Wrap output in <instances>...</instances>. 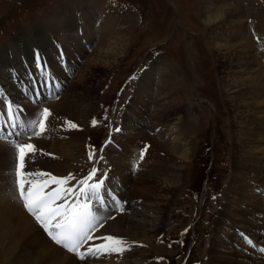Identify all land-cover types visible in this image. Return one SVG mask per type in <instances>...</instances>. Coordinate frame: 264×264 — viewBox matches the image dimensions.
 <instances>
[{
  "label": "rangeland",
  "instance_id": "1",
  "mask_svg": "<svg viewBox=\"0 0 264 264\" xmlns=\"http://www.w3.org/2000/svg\"><path fill=\"white\" fill-rule=\"evenodd\" d=\"M203 1L0 0V59L2 60H0V70L3 68L0 74L5 79L0 77V88L3 90L4 98L9 97L8 100L13 105L19 104L24 109L31 106L38 109L47 107L50 110L48 126L43 132L17 140L18 143L31 142L37 147L36 152L30 153L25 158L23 167L25 172L37 173V175L25 179L43 181L52 178L39 175L44 171L49 172L47 166L43 164L41 151L43 147L37 143V140L41 142L46 134L55 133L57 141L45 142V138L43 140L47 144L44 149L52 156L58 157L67 154L65 152L68 151L84 150L85 165L80 166L82 168L79 169L69 170V174L75 173L73 174L75 176L72 175L73 177H69L70 180L67 179L66 186H73L78 182V176L88 175L91 168L95 167L97 172L93 180L106 174L108 193L117 194L119 191L120 194H125L123 202H127L131 210L134 208L145 211L148 216H152V211H148L144 205H156L158 201L140 199L138 203L134 200L131 203L127 197L130 191H133V187L129 185L119 190L121 184L118 173L110 171V165L104 155H100V151L113 129L123 130L125 124L131 129L153 127L149 114L152 112L158 115L160 111L167 109L169 101L167 97L170 95L167 85L176 86L179 93L178 102L183 109L182 119L179 121H183L184 118L186 123H190L187 127L190 126L192 131L189 135L192 159L187 162L180 189L170 198L164 209V222L160 223L163 227L160 235L147 241L140 249L128 248L123 251L124 254L137 251L140 256L142 255L139 252L145 253L144 259L140 256L132 257L133 264L151 259L156 260L157 264H258L244 260L241 256L254 259V255L261 253L259 249L264 247V229H260L262 228L260 221L264 223V211L253 209L249 212L248 207L243 206L242 209L247 213L241 215L238 214V207L235 205L240 195H251L252 192L245 190L247 186L254 185L253 193L264 196L261 183L253 178L264 176L263 160H257L264 155L263 151L260 152V145L264 143V104L250 99V94L254 91L251 87L252 79L256 80L259 76L264 78V56L261 51L250 50V54L248 53L249 37L246 38L241 32L245 29L247 33V26L264 28V0H230L232 4L230 8L234 6L238 10L243 8L253 11L248 15L249 17L247 16V25L245 19L239 22L240 24L232 23L229 17L231 9L228 8L223 9V20L219 19L217 24L213 21L212 24L205 23L204 9L201 8ZM89 5L94 7L96 13L92 23L96 22L98 26L108 23L107 27L112 34L108 38L113 34L122 36L126 48L113 67L99 72V76L93 79L94 87L89 86L85 90L71 92L69 82L77 77L87 56L84 54L77 57L75 70L68 69L67 63L69 61L72 63L73 57L70 58L67 50L57 43L58 34L63 37L65 33L57 28L49 30L48 27H51L53 21L61 20H58L59 15L65 11L64 9H70V15L61 13L65 17L73 16L80 19L79 9H85ZM233 20L237 19L234 17ZM235 34L238 35L237 38L231 40ZM212 36L217 39L213 44ZM108 38L102 41H107ZM42 39L48 40L49 45L51 44L55 49L37 45L35 40L42 43ZM216 43L217 45L219 43V47ZM32 47L38 50L42 65L46 66L37 69L32 58H29L33 56ZM97 47L98 44H89L86 53L90 56ZM61 52H63V60L60 59ZM27 55L28 57L25 58ZM47 57L51 59L50 62ZM28 67L31 68L29 72ZM34 67L36 70L33 69ZM5 72L7 75L13 74L12 79L4 77ZM16 74L19 75L20 82L14 78ZM42 74L50 75L52 78V83L47 88L41 87ZM147 77L151 85L146 105L147 113L141 121L142 118L139 119V115H132L131 111L137 114L133 100L136 99L138 90L143 88ZM33 80L36 81V90L41 94V101L33 102ZM262 84L264 90V82ZM83 91L89 92L91 97H83ZM74 101L82 103L83 107L90 105V112L85 114L87 116L72 120L69 115L72 113L70 108L74 106ZM67 104L69 105L66 106ZM55 105L58 112L55 111ZM79 113L81 115V112ZM19 115L21 119L22 114ZM23 117L24 121H22L27 122L28 117ZM238 117L240 123L234 122L239 119ZM94 119L95 124L92 123ZM67 121L72 123L76 121L87 128L84 141L81 143L83 147L78 149L75 145H68L69 148L67 144L65 146L68 133L73 129L66 123ZM179 121L176 123L178 124ZM31 128L34 130V126ZM157 129L154 134L167 131L165 126H158ZM10 131L15 130H10V126L4 127V130L0 127V133L4 136ZM175 131L178 132L174 129L173 134L176 133ZM237 137H244L248 149H235L234 143ZM6 144L12 146L11 143ZM90 152L92 159H89ZM241 157L256 158L258 164L256 161L249 163L255 164L258 173L249 171L248 174L236 175L235 162ZM38 164H41V167ZM42 167L43 171L40 170ZM161 171L166 172L162 168ZM55 172L56 178H59L57 172L62 175L61 178H67L62 172ZM121 172L122 175L128 174L127 171ZM10 173L14 177L13 168ZM109 173L112 174L109 176ZM129 173L132 176L130 171ZM51 182L56 183L53 180ZM238 186L241 188L232 193V189ZM1 188L2 186H0V196H9L8 190ZM14 196L17 198L16 195ZM226 199H228L227 203ZM131 210L122 214L129 216ZM221 210L227 218L219 215L218 212ZM248 213L252 216L247 215ZM232 223L234 226H231ZM235 228L239 229L235 230ZM259 233L262 237L255 238L256 246L246 243V239L251 240L253 234ZM214 240L218 242L216 245ZM150 244L151 246L155 244L156 247L164 245L166 250L162 253H154L151 257ZM210 249L218 256L216 259L214 256L210 258ZM261 254L264 256V253ZM259 264H264V260Z\"/></svg>",
  "mask_w": 264,
  "mask_h": 264
},
{
  "label": "bare ground",
  "instance_id": "2",
  "mask_svg": "<svg viewBox=\"0 0 264 264\" xmlns=\"http://www.w3.org/2000/svg\"><path fill=\"white\" fill-rule=\"evenodd\" d=\"M201 5H202L201 8L204 9L203 14H205L204 22L211 24L212 21L217 24L219 19L223 18L222 11L224 8L231 9L229 11V17L230 19H232V23H239L242 22L243 19H245L246 25H247V18L249 17L248 15H251V12H253L251 11V9L246 10L242 8L238 10L234 6L230 8V6H232L230 0H204ZM64 10L65 11L61 13L70 15L69 8H66ZM79 10L81 11L80 19L74 18L73 16L65 17L63 14L60 13L59 15L60 17L58 20L60 19L61 20L53 21L51 23L52 25L50 24L51 27H48L49 30L50 28L51 30L57 28L65 33L63 37L58 34L59 42L57 43L64 50L65 49L67 50V52L70 55V58L73 57L72 63L70 61L67 63L68 69H70L71 71L74 69V67L77 64L76 63L77 57L82 56L84 54H86L87 56V60L85 61V64L82 67H80L81 71L79 72L77 77L74 79V81L69 82L71 92L77 90H85L89 88V86L94 87V84L92 82L93 79L97 78L99 72L108 70V68L113 67L117 62L118 58L120 57V55L123 54L126 48V42L122 36H117L113 34V36L108 38L110 35H112L110 32V28L107 27L108 23H103L100 24L99 26L96 25V22L92 23L94 16L96 14L94 7H91V5H89L87 6V8L85 9L82 8ZM234 17L237 20L234 21L233 20ZM241 32L243 33L244 36H246V38L249 37L248 38L249 40H247L250 46V47L248 46L247 49L248 53L250 54L251 52L250 50L255 52L261 51V53L264 56V28L263 27L256 28L251 26L249 28V26H247V30H246L247 33H245V29L242 30ZM237 36H238L237 34L233 35L231 37V40H234L235 38H237ZM103 37L105 39L108 38L107 41H102L104 39ZM211 39H212L211 41H213L212 44L215 42L214 40H217L214 36H212ZM35 42L37 43V45L43 46L44 48L49 47L55 49L54 46L52 47L51 44L49 45L48 40H43L42 43L38 42L37 40H35ZM92 43L98 44V47L89 56L88 53H86L87 52L86 48L89 46V44ZM217 47H219V43ZM31 49L33 56L29 58H32L31 60L32 62H34V53H33L34 48L32 47ZM46 54L49 55L48 52H46ZM26 57H28V55L25 56V58ZM47 58L46 59L50 62L51 59L49 57ZM55 64L57 65L58 63L55 62ZM30 69L31 68L28 67L27 71L29 72ZM33 69L36 70L35 67ZM2 70L3 68H1L0 73L2 72ZM23 72L24 71H22V73ZM2 76L3 75L0 74L1 78H3ZM4 77H8V79L10 78L12 79L13 74L7 75L6 73ZM14 78L17 79V82L21 81L18 80L19 75L17 74L14 75ZM252 80L253 81L251 83V87L253 88L254 91L252 92V94H250L251 96L250 99L255 101L258 100L260 101L259 103H262L263 105L264 90L262 89L263 87L262 83L264 82V78L263 76H259V78H256V80L255 78ZM150 85H151L150 79L147 77L144 82L143 88L141 87L138 90V95L136 96V99L133 100L135 109L137 110L136 111L137 114L134 113V111H131L133 112L131 114L134 116L139 115L140 116L139 119L142 118L141 121H143V117L146 116L147 113L146 105L149 96L148 92H150L149 90ZM167 87H168V91H170V95L169 97H167L169 99L167 103L168 104L167 109L160 111L158 115L153 114L152 112L151 114H149L151 116L150 117L151 121L154 124L153 127H145L143 129H136V128L131 129L130 126L128 127V125L125 124V126H123L124 129L122 127L123 130L119 129L118 131H116V129L115 130L113 129L105 142L104 148L100 151V155L103 154L105 160L108 161L111 169L110 171L111 172L113 171L115 174L118 173V177L121 184L119 190H121V188H126L129 185L133 187V191H130L129 197H127V199H129L131 203H133V200L134 202L138 203L140 199L158 201V204L156 205H152V206L144 205V207H146L148 211H152L153 213L152 216H148L145 211H140L134 209L133 207H132L133 210H131V207L127 205V202L126 203L123 202L125 200L124 199L125 194H120V192L118 191L117 194L109 193V197H108V194H106L107 189L105 190L106 191L105 193L102 191L104 194H106V197L104 196L103 198H104V204L107 208H103L100 206L101 203L95 202V204L97 203V205L100 206L101 210H99L97 213L99 220L95 231L92 233V236L95 239L89 241L88 243L98 245L104 243V241L101 239L104 236L118 237L122 241H124L123 250L120 252L100 251L98 253H94L92 255L86 256L84 260H80L74 254L65 251L64 249L56 245L54 242H52L43 232V230L39 227V225L35 222V219L24 209L23 203L19 199V195L16 192V190L14 194V186H15L14 177L12 173H10V171L14 166V151L10 144H6V143H10L12 140L4 141L6 143H0V186H2L1 189L8 190L7 192L9 195L6 197L0 196V264H133L131 263V259L132 257L140 256L138 252L136 251L137 252L136 253L134 251L124 254L123 251H125L128 248L140 249V247H143V244L145 245L147 241H150L153 237H157L158 234L160 235L163 228L160 225V223L164 222V214H163L164 209L168 205L170 198H172L180 189L185 169H187V165H188L187 162H189L192 159V154H190L192 148L189 147L191 144L189 135L192 134V131L190 130L191 129L190 126L187 127V125L188 124L190 125V123H186L184 118L183 121H179L182 119L181 114L183 111L181 104L178 102L179 93L174 84L170 86L167 85ZM89 95H90L89 92L84 93L83 91V97L84 96L91 97ZM8 98L9 97L4 98V95H0V111L4 112L5 115H6L7 107L3 103V101L7 100L9 103H11L8 100ZM88 100L90 101V99ZM81 104L82 103H76V101H74V106L72 105V107L70 108L72 112L71 114H74V115L71 114L69 115L70 117H72V120L77 119L79 117L83 118L87 116L85 114L90 112V105L83 107ZM68 105L69 104H67L66 106ZM22 108L24 109V107ZM54 108L55 111L58 112L56 105L54 106ZM40 109L31 106L27 108L25 107L24 112L22 113L21 116V120L24 121L23 116L28 117V120L36 119V118L38 119L37 113L38 110ZM139 111L141 114H139ZM79 112H81V115ZM60 121L62 122V120ZM76 121H74V123L77 125V127L71 129L72 132L70 131V133H68L69 140L66 137L68 141L66 140L65 146L66 144L67 147L68 145H75V147L79 149L80 147H83L81 143L84 141L83 139L87 128L85 126H82L81 123H78ZM176 121H179L178 124L176 123ZM234 122L240 123V118ZM46 126H48V119L46 121ZM158 126L167 127V131L161 134L160 132L154 134L157 132ZM29 127L31 128V126ZM173 128L177 129L178 132L175 131L176 133L174 132L175 134H173L172 132V130H174ZM48 136L51 137L49 138ZM44 138H45V142L47 140L52 142V140L57 141L56 140L57 137L55 133L53 134L48 133L40 140L41 142H39V139L37 140V143L41 147H43V149L41 150L43 153V160H44L43 164L47 166L45 167L49 172L46 173L47 174L46 177H55L56 176L55 171H60L64 175H66V177L70 180L69 177L75 173L69 174V170L79 169L82 168L80 166L85 165L84 150L79 149L77 151L76 150L68 151L69 149H67L68 152H65L67 154L63 156L55 157L47 153L48 150L44 149V146L47 145L46 143L43 142ZM243 138L244 137L236 138V142L234 143L236 146V147L234 146L235 149H239V148L248 149V147H246ZM34 148L36 152L37 147ZM260 149H261L260 152L263 151L264 153V143L260 145ZM141 151H143L142 157H141ZM105 152L106 154H104ZM29 154L30 153L26 154L25 158ZM259 159L263 160L264 163V155L263 157L257 158L258 161ZM257 160L256 158L249 159L247 157L237 158V161L235 162V167H236L235 174L237 173L236 175L240 176L241 174L243 175L248 174L249 171L258 173V169L255 166V164L249 163V162L255 163V161L257 162ZM184 164L186 165V167ZM38 166L41 167V164H38ZM161 168L165 169L166 172H162ZM262 168H264V164ZM40 170L43 171V167ZM120 170L127 171L128 174L122 175V172ZM22 171L25 172L24 169H22ZM129 171L132 173V176L129 173ZM43 173H45V171ZM111 174L112 173H109V176ZM57 175L59 176V178H61L60 176H62L60 175L59 172H57ZM81 177L83 176H78L77 181L82 179ZM253 178L259 181L261 183L260 186L264 188V176L263 177L254 176ZM51 180L52 178L47 180L48 184L47 187L44 189L45 192L50 193L55 191L58 187H61V185H58L57 183H53L51 182ZM77 185L78 182L75 183L72 187L75 188L77 187ZM106 185H107L106 179H104L103 186ZM237 188L235 187L234 189H232V193L233 191L236 192V190H239L241 186H238ZM245 190L253 193V191H255V186L254 185L247 186V189L245 187ZM252 193L251 195H246V196L240 195V197L236 199L235 205L238 207V212H239L238 214L242 215L247 213L244 211V209H242L243 206L245 208L248 207L249 212L253 211V209L259 211L261 210V212L264 211V196L262 197V195L255 193L252 194ZM14 195H16L17 198ZM106 200H108L109 203H107ZM115 200L120 201L118 206L116 205ZM227 200L228 199H226V203ZM55 203H59V201H56ZM136 205L139 206V204ZM112 207L115 209V211L110 210V208ZM225 207L226 204L223 208L225 209ZM119 209L121 210L119 211ZM127 210L132 211L131 215L128 216L122 214L125 213ZM218 213L219 215H223L222 216L223 218H227L222 210L221 212ZM247 215H251V214L248 213ZM260 223L262 224L261 226L262 228L260 229H264V223H262L261 221ZM232 225L234 226L233 223L231 224V226ZM252 226L253 225L251 224V227ZM237 229L239 228H235V230ZM260 234L261 233L255 235L253 234L252 238L250 237V239L254 242V245L252 246H256L257 239L255 240V238H259L258 236L262 237ZM214 241L216 245L218 242L216 240ZM150 249H151L149 250L150 256L153 257L154 253L156 254L158 252L162 253L164 250H166V246L159 245L156 247L155 244H152ZM81 250L83 251V248ZM139 253H141L142 255L140 256V258L144 259V257L146 256L145 253L144 252H139ZM209 255L210 258L211 256H214L215 259L218 257L215 254V252L211 249ZM254 256H255L254 259L248 258L245 255L241 257H243L244 260H249L250 262L253 263L258 262V264L264 260V256L261 253H256ZM126 258L129 259L126 260ZM145 262L147 264H157L156 260L153 259H151V261L143 260V262H141L140 264H145ZM217 262H219L218 259Z\"/></svg>",
  "mask_w": 264,
  "mask_h": 264
},
{
  "label": "snow or ice",
  "instance_id": "3",
  "mask_svg": "<svg viewBox=\"0 0 264 264\" xmlns=\"http://www.w3.org/2000/svg\"><path fill=\"white\" fill-rule=\"evenodd\" d=\"M59 47V46H58ZM34 64L37 69L44 67L42 65L41 58L38 50H33ZM60 59L63 60V52L60 53ZM31 79V73H29ZM42 87L47 88L52 83L50 75L42 74ZM36 81L33 80L32 96L33 102L39 100L40 92L35 88ZM58 84V81H57ZM0 95H4L3 90L0 89ZM7 107L6 120L5 113L0 111V123L4 127H12L14 130L19 127L24 130L29 126H34V130L31 134L38 135L43 132L46 127V121L50 116V110L45 107L39 110L38 119H29L27 122L20 120V115L24 112V109L19 105H13L7 100L3 101ZM13 107L15 111H13ZM71 128H76L77 125L71 121L66 122ZM96 123L95 119L92 121ZM118 131V129H117ZM12 133H9L11 135ZM27 134L24 131L17 132L16 135ZM6 137L0 133V140H5ZM14 151V185L15 190L19 195V199L23 203L24 209L35 219V222L47 235V237L56 245L67 250L69 253H73L78 259L84 260L86 256L98 253L100 251H114L120 252L123 250L124 241L114 236H104L101 239L104 241L102 244H89V241L95 239L92 233L95 231L98 224L99 217L97 215L99 209L93 210V204L99 202L104 203V198L101 195L103 191L105 176H101L98 179L93 180L97 169L91 168L86 177H83L78 181L77 187L71 185L63 186L67 184L68 178H56L52 177L61 187H58L53 192H45L47 187V179L35 180L25 179V177H32L37 173L23 172L25 156L28 153L35 151L32 143H18L15 141L10 142ZM143 151H141V157ZM89 159H92V153H89ZM40 176L46 177V173H39ZM59 201V203H55ZM118 206L120 201L115 200ZM246 243L254 245V242L246 239ZM83 247V251L81 250ZM259 251L264 253V248H260Z\"/></svg>",
  "mask_w": 264,
  "mask_h": 264
}]
</instances>
